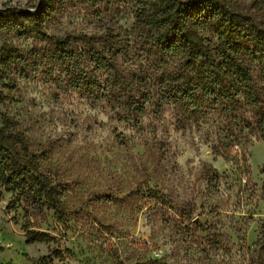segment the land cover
Wrapping results in <instances>:
<instances>
[{"label":"rangeland","instance_id":"1","mask_svg":"<svg viewBox=\"0 0 264 264\" xmlns=\"http://www.w3.org/2000/svg\"><path fill=\"white\" fill-rule=\"evenodd\" d=\"M51 1L48 40L0 29V47L21 58L0 64V122L8 116L23 133L60 203L55 211L0 183V264H250L264 241V139L219 111L194 115L173 102L166 74L180 61L159 62L131 0H103L96 14L80 0ZM224 1L264 22V0ZM110 32L122 100L132 92L141 110L120 105L123 92L93 61L68 70L52 57L59 37ZM201 34L215 47L214 34ZM77 75L93 87L76 86ZM239 98L247 118L264 116ZM28 230L51 239L27 243Z\"/></svg>","mask_w":264,"mask_h":264},{"label":"trees","instance_id":"2","mask_svg":"<svg viewBox=\"0 0 264 264\" xmlns=\"http://www.w3.org/2000/svg\"><path fill=\"white\" fill-rule=\"evenodd\" d=\"M102 1L80 0L94 14L98 13ZM131 1L136 23L142 28L145 40L160 56L159 62L167 66L168 60L180 61L182 71L166 74V79L174 83L170 94L173 102L194 115L208 110L219 111L264 139V116L247 118L239 98L244 96L253 111L261 110L264 114V88H260L257 81L259 78L264 82V22L256 20L249 12L230 8L224 0ZM34 3L33 12L24 7L0 8V29L14 31L20 37L48 40L50 36L44 23L53 11V3L51 0H34ZM201 31L216 36L215 47L206 42ZM108 38H114V34L59 37L52 57L68 70L82 69L81 64L86 59L93 61L97 71L108 74L110 85L123 92L118 94L120 105L126 103V109L141 110L132 92L128 94L130 100H122L128 86L117 51ZM0 55V64L4 67L21 59L18 49L8 43L0 47ZM73 79L78 87H93L89 77L77 75ZM3 81L0 74V83ZM6 100L0 87V105ZM14 126L11 118L2 116L0 183L7 190L31 196L58 211L59 193L50 178L40 171V160L27 145L23 133L11 130ZM25 237L27 243L51 239L48 234L34 230H28ZM250 264H264V241Z\"/></svg>","mask_w":264,"mask_h":264}]
</instances>
